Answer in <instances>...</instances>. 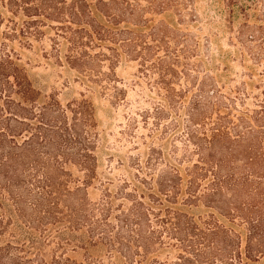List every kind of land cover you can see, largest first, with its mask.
Returning a JSON list of instances; mask_svg holds the SVG:
<instances>
[{
	"label": "trees",
	"instance_id": "16d2710c",
	"mask_svg": "<svg viewBox=\"0 0 264 264\" xmlns=\"http://www.w3.org/2000/svg\"><path fill=\"white\" fill-rule=\"evenodd\" d=\"M195 1L0 0V264H83L74 232L104 250L89 264H264V0H216L232 48L214 72L188 35ZM32 54L85 91L42 94ZM123 61L157 92L137 116L159 144L96 185L92 95L124 100Z\"/></svg>",
	"mask_w": 264,
	"mask_h": 264
},
{
	"label": "rangeland",
	"instance_id": "374dc122",
	"mask_svg": "<svg viewBox=\"0 0 264 264\" xmlns=\"http://www.w3.org/2000/svg\"><path fill=\"white\" fill-rule=\"evenodd\" d=\"M216 0H196L194 13L197 15V24H189L187 31L189 36L198 39L200 43L199 56L204 64L211 70L214 66L223 67L221 60L223 53L230 52L232 45L228 41V32L224 30V13L220 12V5ZM188 18V17H187ZM208 40L209 51L205 44ZM224 51V52H223ZM32 63L29 67V76L36 88L42 94H53L62 103L79 98L80 93L85 91V87L75 77V72L66 67H60L54 61H44L40 56L31 55ZM243 67L240 65V59H231L228 64L226 76H239L242 74ZM217 71V69H216ZM115 73L119 79L118 85L124 89V100L117 105H111L107 97L100 96L98 93L92 95V101L96 110L97 131L100 139L95 148L97 159L95 179L96 185L101 179H112L114 183L122 179H130L133 174L130 157H143L148 152L150 146L159 144L157 137L143 138L148 133V126L143 127L137 112L142 109H148L153 103V96L157 94L155 90H150L145 79L139 77L136 62H122L116 67ZM264 86V76H263ZM136 117L139 122L134 134L127 132L129 128L128 119ZM145 134V135H144ZM81 173L73 169V175L78 176ZM98 190L94 186L89 187L88 196L95 199ZM71 244L68 245L65 255L77 263L89 264L88 260L95 258H104V250L101 247L86 245L85 248L72 245L79 244L86 239L85 234L74 232L71 234ZM52 250L50 247L45 249L47 257Z\"/></svg>",
	"mask_w": 264,
	"mask_h": 264
}]
</instances>
